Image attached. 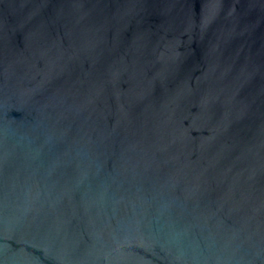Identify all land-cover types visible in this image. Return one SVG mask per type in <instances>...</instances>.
<instances>
[{
    "label": "water",
    "instance_id": "water-1",
    "mask_svg": "<svg viewBox=\"0 0 264 264\" xmlns=\"http://www.w3.org/2000/svg\"><path fill=\"white\" fill-rule=\"evenodd\" d=\"M0 264H264V0H0Z\"/></svg>",
    "mask_w": 264,
    "mask_h": 264
}]
</instances>
